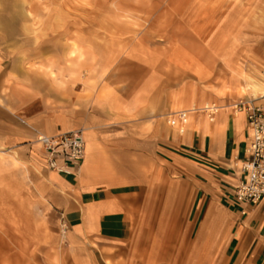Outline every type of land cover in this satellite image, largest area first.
<instances>
[{
  "label": "crops",
  "instance_id": "crops-1",
  "mask_svg": "<svg viewBox=\"0 0 264 264\" xmlns=\"http://www.w3.org/2000/svg\"><path fill=\"white\" fill-rule=\"evenodd\" d=\"M229 1L213 28L183 10L188 41L0 44V264H264V200L235 199L251 131L231 105L243 65L264 63V0ZM210 101L214 121L169 123ZM77 128L80 171L49 169L38 137Z\"/></svg>",
  "mask_w": 264,
  "mask_h": 264
},
{
  "label": "rangeland",
  "instance_id": "rangeland-1",
  "mask_svg": "<svg viewBox=\"0 0 264 264\" xmlns=\"http://www.w3.org/2000/svg\"><path fill=\"white\" fill-rule=\"evenodd\" d=\"M220 2L226 6L230 1L0 0V44H16L18 48L27 45L31 54L35 55L38 48L33 44H48L49 50L63 53L70 46L76 47V44H96L101 50L105 46L102 52L111 55L113 49H107L110 44L113 48V44H170L174 40L188 41L192 34L176 30L178 27L181 31L183 10L189 11L188 19L192 26L197 27L203 19L202 23L207 21L210 23L208 28H213L214 15ZM214 35L212 32L208 41ZM190 50L195 53L199 51L198 48ZM225 51L230 52L229 49ZM76 52L77 49L72 50V53ZM216 67L217 83L225 84L228 76L233 73L232 67L219 63ZM241 70L239 95L231 105L240 99L252 98L264 108V93L255 92L252 88L255 83L264 87V63L244 64ZM194 108L203 106L194 104L181 110H189L191 114ZM190 114L185 120L190 118ZM180 124L176 122L175 125Z\"/></svg>",
  "mask_w": 264,
  "mask_h": 264
},
{
  "label": "built area",
  "instance_id": "built-area-1",
  "mask_svg": "<svg viewBox=\"0 0 264 264\" xmlns=\"http://www.w3.org/2000/svg\"><path fill=\"white\" fill-rule=\"evenodd\" d=\"M216 102H208L193 113H202L214 121L221 110ZM235 112H245L250 127L248 146L241 162V179L235 188V199L240 205L257 204L264 200V108L254 99H240L232 105ZM189 110H179L171 115L169 123H183ZM47 154V166L60 174L70 175L80 171L85 157L86 140L83 128L63 132L54 136L40 135ZM243 213L246 210L243 209ZM63 224V231L66 230Z\"/></svg>",
  "mask_w": 264,
  "mask_h": 264
},
{
  "label": "bare ground",
  "instance_id": "bare-ground-1",
  "mask_svg": "<svg viewBox=\"0 0 264 264\" xmlns=\"http://www.w3.org/2000/svg\"><path fill=\"white\" fill-rule=\"evenodd\" d=\"M252 88H253V90L255 91V92H258V93H264L263 92V89H264V87H262L260 84H258V83H255L254 85H252ZM198 109H201V108H198ZM198 109H196V110H198ZM195 110V111H196ZM86 138V137H85Z\"/></svg>",
  "mask_w": 264,
  "mask_h": 264
}]
</instances>
